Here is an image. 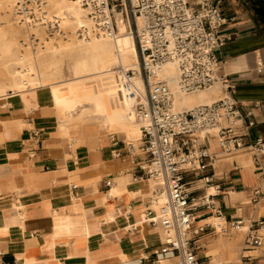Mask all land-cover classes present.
Segmentation results:
<instances>
[{
	"label": "crops",
	"instance_id": "1",
	"mask_svg": "<svg viewBox=\"0 0 264 264\" xmlns=\"http://www.w3.org/2000/svg\"><path fill=\"white\" fill-rule=\"evenodd\" d=\"M220 7L221 73L247 113L240 133L248 145L264 139V0H221ZM218 90L225 94L221 84L211 89ZM127 142L124 129L98 119L76 127L61 123L48 89L0 97V264L175 261L162 251L161 235L149 223V212H159L155 188H162L135 179L138 151L128 154ZM203 143L214 155L213 168L197 173L198 179L192 173L184 177L196 197L193 205L217 193L212 200L220 215L204 206L194 211L191 228L204 229L196 237L197 255L203 264H264V242L246 244L264 219V194L252 201L260 182L252 148L222 151L215 131ZM211 172L219 192L204 187L201 177ZM235 221L242 223L234 227Z\"/></svg>",
	"mask_w": 264,
	"mask_h": 264
},
{
	"label": "built area",
	"instance_id": "2",
	"mask_svg": "<svg viewBox=\"0 0 264 264\" xmlns=\"http://www.w3.org/2000/svg\"><path fill=\"white\" fill-rule=\"evenodd\" d=\"M85 10L87 21L75 30L78 38L109 37L116 35L115 14L120 13L132 34L137 54V67L125 71L131 83L140 78L144 94L135 98V115L140 122V138L125 143L128 154L137 167L136 180L157 183L167 194V205L159 216L151 218L153 227L167 231L161 242L165 254L177 258L174 264H203L197 255L196 237L203 227L192 229L194 211L199 206L215 211L214 193L199 199L188 189L184 175L213 168L214 155L203 143L206 135L215 131L222 151L248 146L253 150V160L260 173V182L252 190V201L258 202L264 194V139L256 138L246 145L243 126L244 113L234 96L229 77L221 73L225 59L218 54L220 30L224 23L221 0H75ZM14 13L26 25L60 33L59 17L49 0H15ZM165 64L176 67V89L181 94L210 89L221 84L224 95L209 103L190 108H174L173 91L160 76ZM243 126V127H242ZM241 128L240 130L238 128ZM203 133L198 135L197 133ZM204 187L220 191L214 174L201 177ZM110 180L105 181L109 186ZM72 188H76L75 185ZM156 192L155 190L153 191ZM242 221L232 223L238 227ZM247 235L246 244L260 247L264 242V219Z\"/></svg>",
	"mask_w": 264,
	"mask_h": 264
},
{
	"label": "bare ground",
	"instance_id": "3",
	"mask_svg": "<svg viewBox=\"0 0 264 264\" xmlns=\"http://www.w3.org/2000/svg\"><path fill=\"white\" fill-rule=\"evenodd\" d=\"M11 1L12 0H6L8 4H10ZM54 8L57 9L60 21L62 22L61 24L63 25L69 24L73 26V28H79L87 21L86 10L75 0H56ZM115 19L117 33L114 37L109 38L100 36L79 40L81 44L76 46L77 50L75 52H77V58L74 62V73L76 77L73 79L66 78L67 76L62 73L59 76L62 79L59 81L55 83H44V78H46L45 73H41L40 67L34 58L27 60L25 55L15 58L12 57L13 59L9 58L10 60L12 59L13 63L16 65L12 73V78H10L12 90L0 89V97L19 94L26 88L38 90L48 89L51 93L53 104L65 108L63 110L69 112L70 107L75 102L72 95L79 91L80 86L84 84L83 81L89 78H97L101 84L100 92L102 96L105 97L108 106L114 112L105 115L101 122L104 125H108L110 121H123L126 125L127 139L132 137L134 139V137L140 136V129L135 126L138 120L135 115L134 105L136 96L143 95L145 89L140 78H135L134 83H131L125 76V71L129 67H132V69L137 67L138 60L135 42L132 34L127 28V23L120 13L115 14ZM14 46L15 44L13 42H6L3 40L0 49L2 53L7 55ZM55 52L56 50L51 51V53ZM2 60L4 63L6 62L5 59ZM88 64L90 65V72L88 74L86 73L84 76H80L78 67ZM160 76L167 81L173 91V95L177 96L181 94L176 89V73L173 64H165L161 68ZM172 83L174 84L171 86ZM216 85L220 84H215L214 86ZM213 87H211V89ZM28 89L26 91H28ZM173 102L174 104L180 103L181 105L187 103V100L175 98ZM117 115L122 116L123 120H115ZM197 134L203 135L202 132H198ZM153 183L154 185L157 184L155 182ZM155 190H157L158 193L156 201L159 204V212L154 213L152 218L156 219L160 214L161 208L167 205L168 199L163 188H155ZM154 205L153 203V206ZM150 218L151 216L149 219ZM218 221L219 218L216 219V225ZM156 230L160 233L161 240H163L167 231L162 230L160 227H156Z\"/></svg>",
	"mask_w": 264,
	"mask_h": 264
},
{
	"label": "rangeland",
	"instance_id": "4",
	"mask_svg": "<svg viewBox=\"0 0 264 264\" xmlns=\"http://www.w3.org/2000/svg\"><path fill=\"white\" fill-rule=\"evenodd\" d=\"M14 3L15 0H12L10 4H8L6 0H0V46L3 40L6 42L11 41L15 44L7 55L2 53L0 49V89L8 91L12 90L10 86V78H12V73L16 66L12 59L23 55L26 56L27 60L34 58V60L37 61L41 73H45L46 78H44V83H55L59 81L62 79L59 77L62 73L66 75V78L68 79L75 78L74 62L77 58V52H75L77 50L76 46L81 44L79 40L83 39H78L75 35V30L78 29V27L73 28V26L69 24L63 25L59 19L60 27L63 28L60 33L52 34L49 33L50 31L26 25L18 16L15 15ZM49 4L51 10L59 17L57 9L54 8L56 0H49ZM52 50H56V52L51 53ZM9 58L12 59L10 60ZM2 59H5L6 62L4 63ZM78 68L80 76H84L86 73L88 74L90 72L89 64L86 66H79ZM130 68L132 69V67H129L128 69ZM83 82L84 84L80 86L79 91L72 95L75 102L70 107L69 112H65L63 110L65 108L54 105L61 116V123L64 121V123L68 124V127H76V125L82 123L83 121L92 118L101 121L105 115L114 113L106 103L105 97H103L100 92L101 84L99 79L89 78L85 79ZM174 83H172L171 86ZM27 89L28 88L24 91ZM221 97L222 96L219 90L211 91V88L187 94H179L177 96L174 95L173 100H175V98H183L187 100V103L185 104L180 105V103H175L174 108L177 110L190 108L200 103L212 102ZM115 120H123V117L117 115ZM108 126H117L126 131V125L123 121H110ZM135 126L140 128V122L138 121ZM65 135H68L67 131L65 132ZM139 137L140 136L134 137V139L133 137L130 138L131 142L134 143L135 141L133 142V140ZM176 261L177 259L172 261L171 264H174Z\"/></svg>",
	"mask_w": 264,
	"mask_h": 264
}]
</instances>
